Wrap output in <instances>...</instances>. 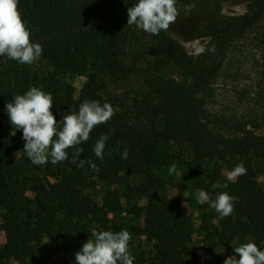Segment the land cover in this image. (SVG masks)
Masks as SVG:
<instances>
[{
    "label": "trees",
    "instance_id": "obj_1",
    "mask_svg": "<svg viewBox=\"0 0 264 264\" xmlns=\"http://www.w3.org/2000/svg\"><path fill=\"white\" fill-rule=\"evenodd\" d=\"M246 1L243 14L217 15L204 25V45L214 44V53L189 55L179 42L163 35L152 64L137 69L124 67L121 61L127 30L135 26L127 25V8L136 0H18L30 40L40 43L43 53L34 70L2 56L14 82L0 80V139L14 135L18 144L0 142V229L4 234L0 264H75V253L94 239L93 231L123 229L114 216L124 212L142 225L130 226L135 232H129V245L140 235L154 244L152 262L129 250L133 264H222L215 248L239 258L234 248L249 241L264 251V183L257 179L258 174L264 176V164L255 166L264 154V132L236 137L212 132L201 118L196 96L213 79L231 44L250 29L256 31L264 85V0ZM65 74L86 78L76 98L72 87L60 78ZM33 86L52 95L51 112L58 124L63 115L78 112L85 100L103 104L113 95L134 94L135 113L151 125H128L112 116L77 146L83 149L79 159L93 161L99 171L87 163L77 167L79 160L72 162L75 149L69 148L68 159L58 162L68 175L43 179L41 167L30 159L15 161L8 156L9 150L24 152L25 141L22 130L11 124L6 103ZM262 125L264 130V114ZM101 135L109 137L103 160L93 151ZM184 146L192 151L189 160L181 151ZM125 149L127 159L121 156ZM218 161H225L229 171L243 163L247 172L224 189L238 198L234 212L220 218L214 210L201 220L203 263L188 252L192 241L188 218L177 217L166 205L127 210L122 204V199L162 191L164 182L155 172L173 164L186 171L192 188L204 186L215 198L212 185L221 179ZM130 177H141L142 182L128 186L123 194L107 191L100 204L87 193L96 183L116 185Z\"/></svg>",
    "mask_w": 264,
    "mask_h": 264
},
{
    "label": "rangeland",
    "instance_id": "obj_2",
    "mask_svg": "<svg viewBox=\"0 0 264 264\" xmlns=\"http://www.w3.org/2000/svg\"><path fill=\"white\" fill-rule=\"evenodd\" d=\"M247 4L246 0H177L178 16L167 31L161 30L158 35H153L136 26L127 30L121 57L122 64L126 68L135 66L137 69H143L152 64L156 44L163 35L175 39L185 49L186 42L197 38L204 44L206 38L203 35V27L208 21L217 15L243 14ZM190 5L194 6L188 10ZM33 64L29 65L30 70L35 69ZM41 68L45 71L44 67ZM261 70L262 61L257 46L256 31L250 29L231 44L213 79L204 88L196 92L200 103L201 118L212 132L225 137L263 134L264 85L261 79ZM10 76L12 75L6 64V59L0 56V80L13 83L14 79ZM60 78L72 87L75 98L86 83V78L83 76L65 74ZM134 96V94L121 95L120 97L110 96L108 103L114 108L113 116L128 125L148 127L151 124L139 117L133 109ZM62 114L58 113L57 116ZM13 136L8 139L1 138L0 142H3L5 146L18 144ZM181 151L187 160L191 158L192 151L187 146H184ZM8 152V156L15 161L29 159L27 154L21 150L16 152L9 150ZM255 163V166L260 168L264 164V154ZM217 164L221 170L219 183L229 185L232 181L227 180L229 170L225 161H218ZM40 167L43 179L50 175H68L62 165L51 163L50 156L48 163ZM169 169L170 166L163 167L155 172L164 182L162 191L135 195L128 201L122 199V204L127 210L146 205H166L171 207L177 217L188 218L192 223V241L188 245V252L196 255L199 262L203 263L206 260V254L202 249L204 243L201 242V238L204 231L201 230L200 223L205 216L214 213V209L207 203L201 204L198 200L199 191H205L204 186L199 189L192 188L186 171L178 165H176L174 172H170ZM257 179L261 184L264 183L262 174H258ZM141 182V177H130L116 185L96 183L87 189V193L93 202L100 204L107 191H117L123 194L128 186H134ZM224 189L218 188L216 193L223 192ZM114 220L130 233V226H142L138 219L126 212L115 215ZM94 233L96 231H93V235ZM3 243L4 234L0 229V248ZM129 250L132 253L144 254L149 262H152L155 254L154 244L147 240L144 235L135 236L133 243L129 245ZM214 251L221 257L222 264L228 256L233 255L223 248H215ZM7 264L16 263L9 261Z\"/></svg>",
    "mask_w": 264,
    "mask_h": 264
},
{
    "label": "clouds",
    "instance_id": "obj_3",
    "mask_svg": "<svg viewBox=\"0 0 264 264\" xmlns=\"http://www.w3.org/2000/svg\"><path fill=\"white\" fill-rule=\"evenodd\" d=\"M177 0H137L127 8V25H135L144 32L158 35L161 30L167 31L178 16ZM188 6V10L191 7ZM210 39V38H209ZM186 50L192 56H199L205 51L215 52V45L206 48L200 39L186 42ZM43 48L40 43L30 40V32L21 19L18 10V0H0V56L18 61L21 64L31 65L40 60ZM53 98L38 87H30L22 95H16L12 102L6 103V113L12 126L22 130V139L25 141L23 151L31 163L37 166L46 165L51 157V163L56 164L68 159L69 148H74L73 163L83 168L89 164L94 171H99L97 165L91 161L79 159L83 149L77 147L86 142L94 127L104 124L114 115L113 106L105 102L85 100L80 104L78 112L63 115L59 124L51 112ZM57 125L62 127L57 128ZM107 135H101L96 141L93 151L101 160L104 158ZM123 159L128 158V150L121 154ZM176 165L170 166L174 172ZM247 169L243 163L237 164L227 174L228 181H235L245 175ZM228 184L216 182L213 189L227 188ZM201 204L207 203L220 216L225 218L234 212L237 197L228 192H218L215 198L204 190L198 193ZM130 233L126 229L119 232L99 231L94 233V239H88L82 248L75 253V264H133L134 257L129 252ZM237 255H230L223 264H264V251L249 241L234 248Z\"/></svg>",
    "mask_w": 264,
    "mask_h": 264
}]
</instances>
